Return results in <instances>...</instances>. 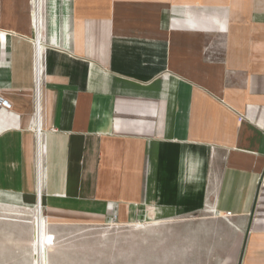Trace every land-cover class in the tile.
Returning <instances> with one entry per match:
<instances>
[{"label":"crops","instance_id":"1","mask_svg":"<svg viewBox=\"0 0 264 264\" xmlns=\"http://www.w3.org/2000/svg\"><path fill=\"white\" fill-rule=\"evenodd\" d=\"M0 95L1 202L264 264V0H0Z\"/></svg>","mask_w":264,"mask_h":264},{"label":"rangeland","instance_id":"2","mask_svg":"<svg viewBox=\"0 0 264 264\" xmlns=\"http://www.w3.org/2000/svg\"><path fill=\"white\" fill-rule=\"evenodd\" d=\"M11 206L0 201V264H37V256L41 264H188L172 258L182 245L178 236L188 231L187 222L177 220L155 228L143 223H138L140 227L113 221L54 220L43 207L44 233L55 235V245L38 254L34 244L35 206ZM208 213L201 219L215 218ZM211 262L217 264L218 260L214 256Z\"/></svg>","mask_w":264,"mask_h":264},{"label":"bare ground","instance_id":"3","mask_svg":"<svg viewBox=\"0 0 264 264\" xmlns=\"http://www.w3.org/2000/svg\"><path fill=\"white\" fill-rule=\"evenodd\" d=\"M39 14V13H38ZM38 24V23H37ZM36 42V41H35ZM39 156H40V177H39V186H40V190L42 189V183H43V158H44V144H43V138H41L40 142H39ZM41 197V191H40V195L39 198ZM15 207H22L25 205H12ZM11 206V207H12ZM26 209V208H25ZM21 210V208H20ZM32 210V209H31ZM35 210H36V217H35V221H34V244L36 247V251L39 254L42 253L43 251H45L46 248L48 247H52L55 245V239L54 236L52 234L49 233H44V228H45V223L46 220L44 219L45 217L43 216V207L41 204V201L39 200L37 205H35ZM33 218V217H32ZM154 222V221H153ZM160 222V221H159ZM149 227H157L158 223H148ZM133 226H140V224H136ZM39 251V252H38ZM38 260L37 264H41L40 258L37 256ZM35 261V262H36Z\"/></svg>","mask_w":264,"mask_h":264},{"label":"built area","instance_id":"4","mask_svg":"<svg viewBox=\"0 0 264 264\" xmlns=\"http://www.w3.org/2000/svg\"><path fill=\"white\" fill-rule=\"evenodd\" d=\"M35 71H36V94H37V102H38V107H39V103H40V89H41V56L40 54L38 53L36 55V68H35ZM0 108H5V109H10L11 108V104L9 103L8 100H6L5 98H3L1 95H0ZM37 118L39 120V108L37 110ZM35 135H36V168H37V188H38V191H37V196L40 195V186H39V177H40V156H39V142L41 140V138L44 139V159H45V154H46V144H45V132L43 131V128L41 127V125L39 124L38 122V125L36 127V132H35ZM42 198V197H41ZM113 222H118V217L117 215H114L113 217Z\"/></svg>","mask_w":264,"mask_h":264}]
</instances>
